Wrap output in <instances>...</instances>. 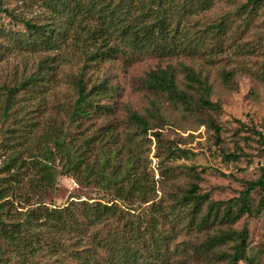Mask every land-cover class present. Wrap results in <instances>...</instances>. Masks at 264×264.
I'll use <instances>...</instances> for the list:
<instances>
[{
  "label": "trees",
  "instance_id": "obj_1",
  "mask_svg": "<svg viewBox=\"0 0 264 264\" xmlns=\"http://www.w3.org/2000/svg\"><path fill=\"white\" fill-rule=\"evenodd\" d=\"M212 3V0H201L200 8L195 10L190 0H72V3L46 0L45 6L55 18L37 22L4 8L0 0V12L25 26L23 32L11 35L16 48L28 52H56L71 38L80 42L78 30H87L83 21L91 17L97 23L94 29H88L87 40L92 49L83 50L86 66H90L120 53L131 57L147 52L172 56L179 49L186 51L185 42L194 45L195 39L187 37L182 22L199 9L204 11L213 6ZM263 3L264 0H248L242 9L252 14ZM213 26L218 30L223 28V24ZM99 39L103 41L99 43ZM113 39L114 46L103 43ZM179 39L182 41L178 42ZM3 57L0 52V61ZM48 60L54 58L40 61L38 74L29 75L13 86L3 85L5 117L15 114L12 108L18 101H25L45 87L47 76L41 70ZM185 71L187 88L202 94L198 99L178 89L175 72L170 68L149 72L144 86L152 93L171 95L187 111L193 112L196 108L221 112V104L207 97L210 87L206 80L192 68ZM226 78L231 79L229 75ZM74 85L78 98L68 124L64 127L50 125L36 143L30 144L29 136L25 148L11 155L1 169L5 174L0 177V264H168L173 252L178 250L172 252L170 246L183 232L205 234V239L194 248V255L202 264H240L243 261L256 264V260L248 256L247 226L240 231L233 226L243 216L252 215L251 194L255 190L264 192V167L260 178L245 182L240 196L228 201L212 200L210 193L202 192L201 174H192L187 189L164 207L151 205L150 217L145 219L141 213L132 211L152 201L156 194L155 182L146 169L140 170L143 159L135 150L133 155L128 144L134 135L147 136L154 129L151 120L158 117L159 110L153 107L149 111L150 120L131 114L128 127L132 133L126 134L125 143L118 148V137L114 133L108 137L80 136L81 132L72 130L77 121H89L112 111L102 104L111 91L107 82L88 89L81 77ZM205 123L219 137L222 129L213 118H207ZM237 123L247 129L250 139L257 140L264 150V135L255 126L245 128L241 121ZM153 136L158 150L173 159L176 150L164 145L160 132H154ZM110 145L116 146L108 148ZM178 151V157H188L187 151ZM241 157L237 151L224 154V159L233 163L239 162ZM60 176L98 185L111 199L73 197L65 207H50L43 198L56 190ZM261 206L264 209V197ZM230 245L232 252H227L226 246Z\"/></svg>",
  "mask_w": 264,
  "mask_h": 264
},
{
  "label": "rangeland",
  "instance_id": "obj_2",
  "mask_svg": "<svg viewBox=\"0 0 264 264\" xmlns=\"http://www.w3.org/2000/svg\"><path fill=\"white\" fill-rule=\"evenodd\" d=\"M2 1L4 8L27 20L46 22L55 18L46 8V0ZM67 1L72 3V0ZM190 1L195 10L200 8L201 0ZM212 2L213 6L204 11L199 9L182 22L181 27H186L187 37L195 39L194 45L185 42L188 46L186 51L179 49L172 56L147 52L131 57L120 53L113 59L90 66H86L83 50L92 49L87 40L88 29H94L97 23L91 17L83 21L87 30H78L80 42L76 43L71 38L56 52H28L17 49L11 35L23 32L25 26L0 12V52L4 56L0 61V177L5 174L1 170L5 162L25 148L29 136V143H36L50 125L64 127L68 124L78 98L74 82L82 77L88 89L107 82L111 91L102 104L112 108V111L106 115H96L89 121L75 122L72 130L81 132L80 136L108 137L114 133L120 148L125 143L126 134L132 133L128 127L131 114L137 113L150 120L149 111L153 107L159 110L158 117L151 120L154 129L147 136L131 135L133 141L128 144L133 155L135 150L136 155L143 159L140 170L144 168L151 174L156 187L152 201L138 206L132 213H141L143 218L148 219L151 205L161 208L170 204L174 196L189 187L195 173L201 174L202 192L210 193L212 200L228 201L239 197L245 182L260 178L261 168L264 167L262 146L257 140L250 139L251 133L237 123L241 121L245 128L255 126L264 135V3L259 10L250 14L242 9L248 0ZM216 24H223L222 30L213 26ZM101 41L99 39L98 42ZM103 43L114 46L115 39ZM50 58L54 60H48L41 70L47 76L45 87L25 101H18L12 108L15 114L5 117L3 106L6 92L3 85L13 86L34 75L40 61ZM159 68L172 69L178 89L198 99L202 94L189 90L186 81L185 69H194L210 87L207 97L213 103H220L222 111L196 108L193 112L187 111L171 95L148 91L144 86L147 74ZM226 75L230 76V81ZM209 117L221 127L219 137L205 123ZM154 132L161 133L166 147L176 150L173 159L158 150ZM178 150L187 151L188 157H178ZM234 151L242 155L241 160L235 163L226 161L224 154ZM56 165L61 169L59 161ZM73 197L81 200L111 199L98 185H86L75 177L60 176L56 190L50 191L43 201L50 207H65L74 200ZM263 197L262 190H255L251 194L252 215L243 216L233 226L239 231L247 226L248 256L254 258L256 264H264ZM117 203L121 204L120 201ZM204 239V233L183 232L178 235L170 246L172 252L178 250L173 252L168 264H202L194 255V248ZM231 246H226L225 250L232 252ZM212 261L217 262L215 259ZM240 264L248 263L243 261Z\"/></svg>",
  "mask_w": 264,
  "mask_h": 264
}]
</instances>
